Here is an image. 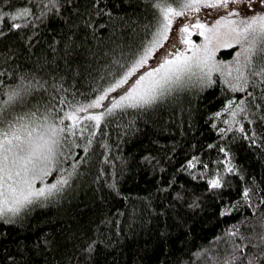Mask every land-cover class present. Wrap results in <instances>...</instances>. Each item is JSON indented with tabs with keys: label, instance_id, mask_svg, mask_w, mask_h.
<instances>
[{
	"label": "trees",
	"instance_id": "trees-1",
	"mask_svg": "<svg viewBox=\"0 0 264 264\" xmlns=\"http://www.w3.org/2000/svg\"><path fill=\"white\" fill-rule=\"evenodd\" d=\"M12 2L19 5L24 0ZM87 2L84 0V6ZM106 2L114 15L111 20L98 18L103 27H98L94 35L83 26L73 27L74 18L67 23L56 18L50 19L47 27L39 26V36L31 47L15 34H10L8 39L0 38V68L5 67L7 59L6 66L14 73L11 78H0L14 86L15 73L19 71L30 80L25 70L36 72L42 55L49 59L54 57L59 65L57 71L66 77L63 83L67 91L60 94L69 100L73 96L80 101L85 97L90 99V94L110 79L105 72L115 74L110 66L113 57L105 54L113 47V41L121 43L117 38L126 33L123 52L127 58L130 51L150 38L145 29L149 24L154 25V15H157L151 6L152 0ZM169 2L175 6L179 0ZM68 36L77 46L65 57L63 39ZM54 37L61 41L53 45L55 52L48 47ZM239 48L237 44L219 48L215 58L232 61ZM121 50L115 49L116 56ZM93 52L95 55H91ZM154 59L155 54L145 68ZM15 65H19V69ZM51 67L39 69L49 85H52L48 76ZM102 76L104 79H100ZM135 78L137 74L129 78V83ZM213 80L215 84L197 90L198 94L193 91L188 95L183 100V110H177L175 115L168 109L146 122V118L129 109L102 121L103 131H95L88 153H84L83 147H72L69 158H61L59 167L68 171H72L73 160L80 163L62 193L26 210L15 223L0 221V264H9L8 256L15 257L21 264H63L64 258L73 253V244L85 238L96 240L94 264H219V258L231 251L230 244L236 239L230 235V229L235 226L236 230L247 234L250 225L246 218L255 215L243 199V188L252 189L253 205L264 207L259 202V197L264 196V143H261L264 126L258 120L249 123L244 113L237 111L235 119L244 125L248 137L253 131L256 133L252 142L240 133L238 125H231V110L241 100L250 98L239 89H229L219 72L213 73ZM5 91L0 87V103L6 98ZM120 93L121 89H116L109 97ZM41 96L44 100L48 98L42 91L25 95L17 101L14 111L20 113L32 108ZM233 97V104L228 105L227 101ZM222 107H228L229 111L221 112L220 117L211 115ZM213 123L221 129L231 125L232 131L220 133ZM88 131L75 138L76 144L83 146L87 142ZM209 144L213 147L209 148ZM217 146L228 150L236 172L223 173L225 153ZM193 156L199 163L195 169L185 171L186 161ZM144 157L152 159L149 162ZM202 164H207V169H203ZM59 167L45 183L54 182L62 174ZM217 168L228 181L219 196L213 190L206 191L207 175ZM113 181L119 192L109 186ZM176 192H184L185 199L178 201ZM194 199L198 206H190ZM225 206L232 210L221 215ZM38 239L39 248L34 246ZM44 240L52 242L50 248L45 247Z\"/></svg>",
	"mask_w": 264,
	"mask_h": 264
},
{
	"label": "snow or ice",
	"instance_id": "snow-or-ice-1",
	"mask_svg": "<svg viewBox=\"0 0 264 264\" xmlns=\"http://www.w3.org/2000/svg\"><path fill=\"white\" fill-rule=\"evenodd\" d=\"M151 6L157 15H154V25L149 24L145 29L150 38L142 41L135 51H130L127 58L123 52V37L126 33H121L117 38L121 43L113 41V47L105 54L113 57L110 66L115 69V74L106 71L105 75L110 76V79L106 85H99L90 94V99L85 97L80 101L73 96L69 100L60 94L67 91L63 83L66 77L57 71L59 65L54 57L49 59L42 55L36 72L25 70L31 76L30 80L19 71L15 73L14 86L5 84L4 79L0 78V87L6 89V98L0 103V221L15 223L26 210L62 193L70 185L80 163L73 160L72 171H68L59 167L61 158L67 160L72 147H83L84 153H88L95 131H103L101 123L106 122L109 115L116 116L132 109L140 117L146 118V122L168 109L175 115L177 110H183V100L193 91L215 84L214 72L220 73L229 89H239L250 98L249 101L241 100L231 110V125H238L240 133L248 137L244 125L235 119L239 111L244 113L249 123L258 120L264 126V0H179L175 6L169 0H152ZM202 8L215 10L216 15L212 24L203 23L198 16L196 18L194 27L204 37L203 42L197 44L193 41L192 27L182 24L178 28L176 40L183 43L184 47L177 48V44L171 42L157 53V49L168 40L174 19L185 13H198ZM113 15L106 0H88L87 6H84V0H24L19 5L12 0H0V38L8 39L10 34H15L31 47L39 36V26L44 24L47 27L48 21L56 18L65 23L74 18L76 22L73 27L79 29L83 26L86 32L94 35L98 27H103L98 23V18L111 20ZM148 29H151L150 33ZM59 43L61 41L54 37L48 47L55 52L53 45ZM233 44L240 45L233 60L217 61V50L221 47L230 48ZM76 46L71 36L65 37V57L70 56ZM117 47L122 49L119 56L115 53ZM154 54L153 66L145 68ZM4 64L5 67L0 68V77H13L14 73L6 66L7 59ZM48 65L52 66L48 72L52 85L39 71L40 67ZM15 67L19 69V65ZM141 69L142 72L138 71ZM133 74H137V78L129 83ZM49 87L53 90L48 91ZM116 89H121V93L105 104L110 93ZM41 91L47 93V100L41 96L32 108L20 113L14 111L17 101L25 95ZM234 100L235 97L229 99L227 104L232 105ZM227 111L228 107H222L211 115L220 117L221 112ZM249 113L256 119L253 120ZM231 125L226 129L218 128L215 123L212 126L226 134L232 131ZM89 128L92 131H88ZM86 131L87 142L83 146L76 144L75 138L84 136ZM255 135L253 131L248 138L255 142ZM208 147L212 148L213 145L209 144ZM217 147L221 153H225L223 173L236 172L228 150L223 146ZM144 159L150 162L152 158ZM197 163L198 158L193 156L186 161L187 168L184 170L195 169ZM58 167L62 174L54 182L45 183L46 178ZM201 167L207 169L208 165L202 164ZM37 181H40V186H37ZM227 184L225 175L217 168L207 175L206 191L213 190L219 196L220 190ZM109 186L119 192L114 181ZM251 193L249 187L243 188V199L255 214L252 218H246L250 225L249 231L245 234L236 230L235 226L230 229V235L236 239L230 244L231 251L219 258V264H264V207L253 205ZM175 198L184 200L185 193L176 192ZM259 202L264 205V196L259 197ZM190 206H198L195 199ZM231 210V207L225 206L220 214ZM40 243L38 239L34 246L39 248ZM43 243L49 248L52 244L49 240ZM96 248L93 238L76 241L73 253L64 258L63 264H94ZM7 260L9 264H21L13 256H8Z\"/></svg>",
	"mask_w": 264,
	"mask_h": 264
},
{
	"label": "rangeland",
	"instance_id": "rangeland-1",
	"mask_svg": "<svg viewBox=\"0 0 264 264\" xmlns=\"http://www.w3.org/2000/svg\"><path fill=\"white\" fill-rule=\"evenodd\" d=\"M197 16L200 18V20L203 23H207V24H212L216 20L215 10H208V9H204V8H202L198 13H195V14L185 13L183 16L176 17L173 21L172 29L169 33L168 40L165 42L164 46L160 49V51L158 53L162 52L164 48L168 47L171 42H175L177 44V48H183L184 47L183 43L176 40V37L178 35V28L182 24H188L190 27H192L193 30L191 33V39L193 41H195L197 44L202 43L204 40V37L200 36L199 32L196 31L195 27H194L195 23H196ZM221 48H223V47H221ZM153 63H154V60H152L150 62L148 67L153 66ZM115 97H109V100L105 101L104 103L109 104L111 102V99L115 98ZM98 110L106 111V109H98Z\"/></svg>",
	"mask_w": 264,
	"mask_h": 264
}]
</instances>
